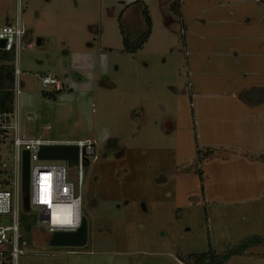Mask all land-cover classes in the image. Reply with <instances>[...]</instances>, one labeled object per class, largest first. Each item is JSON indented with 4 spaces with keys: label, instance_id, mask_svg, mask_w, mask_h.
Listing matches in <instances>:
<instances>
[{
    "label": "rangeland",
    "instance_id": "374dc122",
    "mask_svg": "<svg viewBox=\"0 0 264 264\" xmlns=\"http://www.w3.org/2000/svg\"><path fill=\"white\" fill-rule=\"evenodd\" d=\"M144 7L151 34L127 53L120 25L145 31ZM16 16L0 0V25ZM19 19L20 137L91 139L97 160L79 189L86 244L51 247L36 222L16 264H188L257 238L225 264H264V106L243 100L264 96V0H21ZM61 164L77 193V162Z\"/></svg>",
    "mask_w": 264,
    "mask_h": 264
},
{
    "label": "built area",
    "instance_id": "2783aa9c",
    "mask_svg": "<svg viewBox=\"0 0 264 264\" xmlns=\"http://www.w3.org/2000/svg\"><path fill=\"white\" fill-rule=\"evenodd\" d=\"M20 1L16 0L17 16L13 22L0 25V55L12 53L18 58L20 47L28 39L27 31L19 19ZM15 61V60H14ZM12 111L0 113V152L11 154V163H0V264H16L28 241L21 222L23 194L21 192V161L23 151L29 153L28 209L36 211V222L46 226L51 236L55 232H75L81 226V194L85 165L96 160L95 142L91 139L60 141L49 139H23L19 135L18 112L14 104L20 94V71L14 67ZM44 88L58 87L55 75L41 77ZM42 146H75L78 148L77 193L76 185L69 178L68 161L39 160L37 153ZM57 164H46V162ZM29 214V213H28ZM30 215V214H29Z\"/></svg>",
    "mask_w": 264,
    "mask_h": 264
},
{
    "label": "trees",
    "instance_id": "16d2710c",
    "mask_svg": "<svg viewBox=\"0 0 264 264\" xmlns=\"http://www.w3.org/2000/svg\"><path fill=\"white\" fill-rule=\"evenodd\" d=\"M180 3H174L172 5L173 12L175 14H179ZM142 17L145 23V31L142 33L131 35L126 33L124 27L120 25V34L122 36V44L123 50L127 53H135L140 50L143 45L147 42L150 34H151V19L146 7L142 10ZM2 62L0 63V113L1 112H11L12 109V96H13V87H14V66L13 62L15 60L14 55L12 53L1 55ZM259 92V89H253L250 93ZM51 97L53 95L49 94ZM258 99V100H257ZM243 100L246 103H251L253 105L260 104L264 102V96L256 95L255 101H249L247 98L243 97ZM28 208L23 207V213L21 215V222L23 224V228L25 232H29L31 229L35 227L36 217L28 214ZM29 234V233H28ZM263 240V238H257L245 241L241 243L236 249L226 250L225 252L214 254L207 253L201 255H191L189 258L188 264H225L227 260L233 255H241L243 254L247 248L252 246L253 244L259 243ZM193 259L192 263L190 259Z\"/></svg>",
    "mask_w": 264,
    "mask_h": 264
},
{
    "label": "water",
    "instance_id": "95a60500",
    "mask_svg": "<svg viewBox=\"0 0 264 264\" xmlns=\"http://www.w3.org/2000/svg\"><path fill=\"white\" fill-rule=\"evenodd\" d=\"M29 37L26 43H29ZM36 46L41 45V39L37 38L35 41ZM0 47H3L1 43ZM37 157L39 160L50 161H71L75 162L78 159V148L75 146H42L40 147ZM28 190H29V153L23 151L21 161V192L25 196L23 201L26 208L29 207L28 203ZM87 242V222L84 218L81 220V226L75 232H55L48 241L51 247H65V248H81Z\"/></svg>",
    "mask_w": 264,
    "mask_h": 264
},
{
    "label": "crops",
    "instance_id": "0c3cea01",
    "mask_svg": "<svg viewBox=\"0 0 264 264\" xmlns=\"http://www.w3.org/2000/svg\"><path fill=\"white\" fill-rule=\"evenodd\" d=\"M263 65H264V63H263ZM255 88H257V87L256 86H252V89H255ZM248 106H252V108L257 106V108H254V109H258L259 110V109H261L264 106V102H262L260 104H257L255 106H253V104H251V103H248ZM203 194H204V196H206V192L205 191H203ZM204 196H203V198H204Z\"/></svg>",
    "mask_w": 264,
    "mask_h": 264
},
{
    "label": "flooded vegetation",
    "instance_id": "af4514ba",
    "mask_svg": "<svg viewBox=\"0 0 264 264\" xmlns=\"http://www.w3.org/2000/svg\"><path fill=\"white\" fill-rule=\"evenodd\" d=\"M27 34H28V32H27ZM97 156V155H96ZM97 160V159H96Z\"/></svg>",
    "mask_w": 264,
    "mask_h": 264
}]
</instances>
